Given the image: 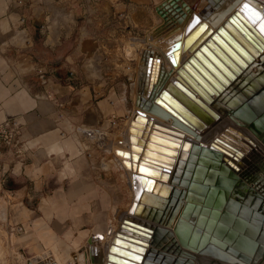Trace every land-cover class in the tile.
I'll return each instance as SVG.
<instances>
[{
  "label": "crops",
  "instance_id": "1",
  "mask_svg": "<svg viewBox=\"0 0 264 264\" xmlns=\"http://www.w3.org/2000/svg\"><path fill=\"white\" fill-rule=\"evenodd\" d=\"M107 1L0 0V122L16 130L0 148V264L105 259L130 207L125 158L103 168L129 110Z\"/></svg>",
  "mask_w": 264,
  "mask_h": 264
},
{
  "label": "water",
  "instance_id": "2",
  "mask_svg": "<svg viewBox=\"0 0 264 264\" xmlns=\"http://www.w3.org/2000/svg\"><path fill=\"white\" fill-rule=\"evenodd\" d=\"M253 4L259 10L251 15L253 19L243 15L240 9L214 32L206 28L204 22L198 23V19L189 23L183 50H189L192 55L177 69L174 83L168 81L154 100L179 122L202 132L208 127L205 123H213L219 114L195 98L183 81L207 103L212 99L206 94H216L218 112L227 114L236 127L224 119L208 131L209 145L194 146L186 164L182 161L184 158L178 157L173 170L169 169V162L158 158L156 153L161 152L158 147L167 142L173 147L178 144L171 138L143 134L146 143L140 139L137 144L157 152L147 155L145 149L142 152L135 149L140 158L131 155L137 164L132 162L126 166L134 172L137 187L130 207L111 240L105 259L104 255L99 259L89 256L86 260L90 264H264V230L259 234V223L254 221H264V189L257 192L249 186L250 179L259 184L258 176L250 172L252 168L238 177L236 173L241 166L235 165L246 154L248 145L264 153V33L260 31L264 5ZM201 29L204 32L194 40ZM237 32H241L242 37ZM203 38L206 39L194 50ZM259 52L261 55L252 71L249 66ZM234 63L248 70L242 74ZM215 67L224 72L230 82L221 78ZM209 74L214 75L222 87L216 85ZM223 134L230 138L222 137ZM223 204L230 206V211H223ZM255 208L257 213H253ZM220 217L235 228L217 222ZM189 220H196L199 229L192 235ZM244 230L249 233L243 235ZM27 264L44 263L28 261Z\"/></svg>",
  "mask_w": 264,
  "mask_h": 264
},
{
  "label": "bare ground",
  "instance_id": "3",
  "mask_svg": "<svg viewBox=\"0 0 264 264\" xmlns=\"http://www.w3.org/2000/svg\"><path fill=\"white\" fill-rule=\"evenodd\" d=\"M245 2H247V0H205L203 1L204 3L203 5L199 6L195 11L190 12L189 15L188 14L186 15L185 21L183 20L184 22L179 24V31L171 32L162 38L158 36L160 35V33L150 34L149 40L146 42V44L144 43L145 45H142L140 49L136 51L137 53L136 56L133 55L134 59L136 60V63L132 64L134 66L133 68L134 76L135 75L137 76L136 81L133 84V88H132L133 89L132 99L134 101L135 109L132 113L133 115L131 120L129 119V122H127L128 124L124 129L123 139L125 143L124 146L125 152H120V150L119 151L117 150L115 151V153L124 157L125 160L127 159L126 161L125 160L123 161V165L121 163L118 167L119 168L124 167V169L126 170V175H128L130 177L129 179L134 182L133 185H131L134 186V189L137 187L135 186L136 182L133 178L134 172L128 166H126L127 164H131L132 162H134L131 159V155L136 154L137 156H139L138 158H140V154H138L135 151V149H139L141 150V152L145 149L147 155L157 152V150H155L156 151L155 152L153 150H150V148L145 147L144 145L142 146L137 144L140 139H142L141 141L143 143H146L147 139L142 137L143 134H145L146 137L149 136V134H153V135L155 134L160 137L171 138L173 141H175L178 144L176 147H173V144L170 142L166 143V145L168 146L153 143L154 146L160 145V147L158 148L159 151L161 152L156 153L157 156H159L158 158H160L161 160L168 161L169 164L167 163V165L169 166V169L173 170L174 164H176L178 157L181 156L182 158H184L182 159L183 163L184 164L187 163L188 158L191 155L194 146H197L199 143L207 144L208 146L209 143L211 142L208 131L218 126L224 119L227 118L229 125L235 126L227 114H221L218 112V107H217L218 97L216 96V94H209V95L206 94L209 98L212 99L210 103H207L205 99H203L200 96V94H198L196 91H193L183 81L182 84L190 92L193 93L195 98H197L200 102L205 104L210 110L219 114L218 119L215 120L213 123L209 125L205 123V125H207L208 127H206V129L203 130L202 132H199L194 128L187 127L183 123L179 122L171 114L165 111L161 106L156 104L154 100L156 99V97L159 96V94L164 89V86L168 81L174 83L175 78L177 76L176 74L177 69L181 67V65L192 55V52H190L189 50L187 49L183 50V41L186 37L187 26L189 25V23H191L193 20L195 21V19H198L197 20L199 21L198 23L204 22L206 28H210L211 31L214 32L219 26H221L226 20H228V18L232 14H234L237 10L243 9ZM253 2L258 3L259 5L261 4L264 5V2L261 0H250V2H247V4H249V8L252 7V11L254 12H257L258 8L253 4ZM252 11L242 10V13L243 15H247V17H249L250 19H253V17L251 16ZM258 15L259 17L261 16L260 13ZM254 22L255 21H253L252 24ZM204 29L199 30L194 35L193 37L194 40L197 39L198 36L204 32ZM237 34L242 37L241 32H237ZM204 39L206 38H203L201 42L197 44L194 50L198 49V45L200 43H203L202 41ZM245 53L248 54L247 52ZM263 53L264 52H262V54ZM260 55L261 53L259 52V55L257 57L253 56V63H251L249 66L251 67L252 71H255L254 65L255 63L258 62ZM236 56L239 58L240 61L244 63L243 59L240 56H238L237 54ZM234 64L239 68V70H241L242 74H244L248 70V69L247 70L243 69L236 63ZM215 68L217 72L220 74L221 78H224L225 80L230 82V80L228 79V77L224 72H222L217 67ZM226 70L229 74L232 73L231 70L229 69ZM195 72L197 73L196 70ZM210 76H211V80H215L216 85L222 87L221 82L216 80L214 75H210ZM206 83L210 85L211 89L215 93H217L214 90L213 86L208 81H206ZM225 103L226 101L222 103V106ZM135 116H137V119L134 120ZM155 120H159L163 122V124L160 125ZM161 128L164 130H162ZM222 137L229 139L230 135L223 134ZM130 138H132V140H130ZM235 139L238 138L235 137ZM183 145L185 147H183ZM248 146L249 149L246 151V154L243 157H241V159H238L237 162H235V165L239 163L241 166V169L238 171V173H236V175L238 177H241L243 175V171L252 168V171L250 172H253L254 175L258 176L259 184L252 182L251 179L248 180L249 181L248 184L250 187L255 188L257 192H260L261 190L264 189V153L258 147H254L252 145H248ZM124 154H126L127 156H125ZM145 157L148 158V156ZM248 160H251V163H249ZM245 162H248V164L247 163L245 164ZM132 192H134V190ZM227 206L228 205L223 204L222 210L230 211V206L228 207ZM221 218L222 217H220L217 222L225 226L235 228L234 224L229 225ZM188 223L190 225L191 233H194L199 230L198 226L196 225V220H189ZM245 234L246 232L244 230L243 235ZM114 235L112 236L111 240L113 239Z\"/></svg>",
  "mask_w": 264,
  "mask_h": 264
},
{
  "label": "rangeland",
  "instance_id": "4",
  "mask_svg": "<svg viewBox=\"0 0 264 264\" xmlns=\"http://www.w3.org/2000/svg\"><path fill=\"white\" fill-rule=\"evenodd\" d=\"M203 1L205 0H115L114 4L110 5L108 1L106 4H103V10H110L112 12L116 10L118 12L115 19L111 18V16L110 18L104 19V31L100 33L104 35L108 34L109 32L112 33L113 28L115 27L116 37L118 35L121 37L120 59L122 62L121 65L123 72V93L126 97L127 107H129L127 114L124 113L120 119L116 118V120L114 119L113 121V123L116 124V129L120 130L121 127L122 129L116 133L117 136L115 137V141L113 142L110 151L102 156L103 159L106 157V161L103 163V168L111 169L109 166H113L112 160L111 158L109 159V156H115L116 153L114 150L125 152V143L123 139L124 129L128 124L127 122H129V119L131 120L132 118V116H130L131 111L135 109L134 101L132 99V88L137 76H134V66L132 64L136 63V60L134 59L133 55L136 56V51H138L142 45L146 44V42L149 40L150 34L160 33L158 36L162 38L171 32L179 31V24L185 21L186 15H189L190 12L195 11L199 6L203 5ZM113 44L114 43L110 45L112 46ZM124 72H126V75ZM155 121L160 125L163 124V122L159 120ZM113 159L115 160L114 157ZM109 160H111L110 163H108ZM124 190L125 192L127 191V189L123 188V191ZM125 201L126 206H122L123 213L126 211L129 205L130 195L129 200L125 199ZM28 205L29 206L27 207L30 209L37 208V206H32V204ZM33 261L39 263L37 260ZM3 264L6 263L4 262Z\"/></svg>",
  "mask_w": 264,
  "mask_h": 264
},
{
  "label": "built area",
  "instance_id": "5",
  "mask_svg": "<svg viewBox=\"0 0 264 264\" xmlns=\"http://www.w3.org/2000/svg\"><path fill=\"white\" fill-rule=\"evenodd\" d=\"M16 130L14 124L7 121L0 122V148L13 147L15 145Z\"/></svg>",
  "mask_w": 264,
  "mask_h": 264
},
{
  "label": "snow or ice",
  "instance_id": "6",
  "mask_svg": "<svg viewBox=\"0 0 264 264\" xmlns=\"http://www.w3.org/2000/svg\"><path fill=\"white\" fill-rule=\"evenodd\" d=\"M242 10L252 11V10L249 8V4H247V3L244 4ZM252 14H253V15H256V13H255L254 11H252ZM262 19H264V17H262ZM260 31H261L262 33H264V23H262V24L260 25ZM141 171H143V169H141Z\"/></svg>",
  "mask_w": 264,
  "mask_h": 264
}]
</instances>
